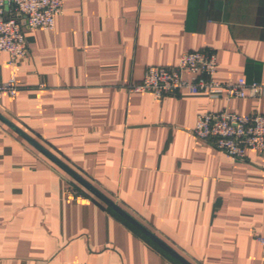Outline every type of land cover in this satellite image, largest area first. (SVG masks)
I'll return each mask as SVG.
<instances>
[{"label":"crops","instance_id":"0c3cea01","mask_svg":"<svg viewBox=\"0 0 264 264\" xmlns=\"http://www.w3.org/2000/svg\"><path fill=\"white\" fill-rule=\"evenodd\" d=\"M29 55L0 54V264H182L22 132L190 264H264V155L235 161L193 135L205 113L260 99L134 93L148 67L213 52L215 80L264 84V0H64ZM19 131V132H18Z\"/></svg>","mask_w":264,"mask_h":264},{"label":"built area","instance_id":"2783aa9c","mask_svg":"<svg viewBox=\"0 0 264 264\" xmlns=\"http://www.w3.org/2000/svg\"><path fill=\"white\" fill-rule=\"evenodd\" d=\"M64 0H0V54L10 55V63L29 55L27 31H53L57 17L63 14ZM218 68L213 52H189L182 55L176 67H148L141 83L132 84L131 92H147L156 99L177 95L182 91L205 93L211 98L260 99L264 84L248 82L245 77L221 83L215 80ZM19 86L14 78L3 82L0 72V99L7 95L15 98ZM193 135L209 141L235 161L246 159L248 149L264 155V114L239 115L229 111L205 113L198 117ZM66 194L81 199V193L72 182ZM264 248V239L260 238Z\"/></svg>","mask_w":264,"mask_h":264},{"label":"water","instance_id":"95a60500","mask_svg":"<svg viewBox=\"0 0 264 264\" xmlns=\"http://www.w3.org/2000/svg\"><path fill=\"white\" fill-rule=\"evenodd\" d=\"M19 132V131H18ZM27 141L32 143L34 146H36L38 149H40L47 157H49L53 162L58 164L63 170H65L70 176H72L76 181H78L81 185H83L86 189H88L90 192H92L94 195L99 197L104 203H106L110 208L115 210L117 213H119L122 217H124L127 221H129L132 225H134L136 228H138L142 233H144L146 236H148L150 239H152L156 244H158L160 247H162L166 252H168L171 256H173L176 260H178L182 264H190L187 260H185L183 257H181L176 251H174L172 248H170L166 243H164L161 239H159L156 235H154L152 232H150L146 227H144L141 223H139L136 219L131 217L127 212H125L122 208H120L116 203L108 199L106 196H104L100 191H98L95 187H93L91 184H89L87 181H85L83 178H81L78 174H76L74 171L69 169L66 165L61 163L58 159H56L54 156L49 154L47 151H45L43 148H41L37 143H35L33 140H31L29 137H27L22 132H19Z\"/></svg>","mask_w":264,"mask_h":264},{"label":"trees","instance_id":"16d2710c","mask_svg":"<svg viewBox=\"0 0 264 264\" xmlns=\"http://www.w3.org/2000/svg\"><path fill=\"white\" fill-rule=\"evenodd\" d=\"M78 182V181H77ZM74 186L81 192L83 193V189L87 190L89 193L93 194L92 192H90L88 189H86L83 185H81L79 182L77 184H74ZM96 196V195H95ZM110 208V207H109ZM111 209V208H110Z\"/></svg>","mask_w":264,"mask_h":264}]
</instances>
